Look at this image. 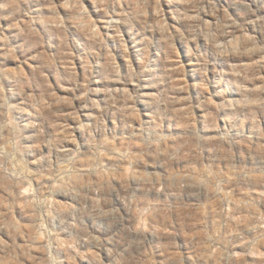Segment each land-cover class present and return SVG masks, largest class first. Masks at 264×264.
<instances>
[{
	"label": "rangeland",
	"instance_id": "rangeland-1",
	"mask_svg": "<svg viewBox=\"0 0 264 264\" xmlns=\"http://www.w3.org/2000/svg\"><path fill=\"white\" fill-rule=\"evenodd\" d=\"M0 264H264V0H0Z\"/></svg>",
	"mask_w": 264,
	"mask_h": 264
}]
</instances>
